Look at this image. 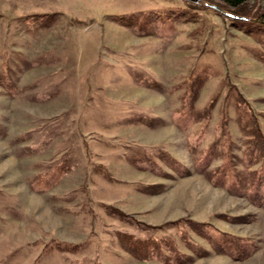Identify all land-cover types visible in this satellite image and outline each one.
Segmentation results:
<instances>
[{
	"label": "rangeland",
	"instance_id": "rangeland-1",
	"mask_svg": "<svg viewBox=\"0 0 264 264\" xmlns=\"http://www.w3.org/2000/svg\"><path fill=\"white\" fill-rule=\"evenodd\" d=\"M261 165L264 25L205 0H0V264H264Z\"/></svg>",
	"mask_w": 264,
	"mask_h": 264
},
{
	"label": "trees",
	"instance_id": "trees-1",
	"mask_svg": "<svg viewBox=\"0 0 264 264\" xmlns=\"http://www.w3.org/2000/svg\"><path fill=\"white\" fill-rule=\"evenodd\" d=\"M187 2L198 4L204 0L194 2L191 0H185ZM211 1L213 8H222L226 10L228 16L239 18L247 21H254L261 25H264V0H205ZM213 3V4H212ZM260 151L257 152V154ZM257 176L253 178L255 182L251 184L249 191L250 197L256 202H264V166H260ZM118 238L124 247L129 249L136 257L144 258L155 250H164L165 244L156 238L145 237L139 238L135 235L120 231L118 232ZM222 244L229 247H234L237 251V245L233 242V239L222 237ZM179 264H185L184 260H180Z\"/></svg>",
	"mask_w": 264,
	"mask_h": 264
},
{
	"label": "water",
	"instance_id": "water-1",
	"mask_svg": "<svg viewBox=\"0 0 264 264\" xmlns=\"http://www.w3.org/2000/svg\"><path fill=\"white\" fill-rule=\"evenodd\" d=\"M191 1L198 2V1H200V0H191Z\"/></svg>",
	"mask_w": 264,
	"mask_h": 264
}]
</instances>
